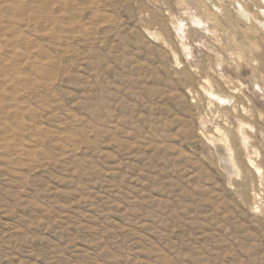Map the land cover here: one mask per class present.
I'll return each instance as SVG.
<instances>
[{"label":"rangeland","instance_id":"374dc122","mask_svg":"<svg viewBox=\"0 0 264 264\" xmlns=\"http://www.w3.org/2000/svg\"><path fill=\"white\" fill-rule=\"evenodd\" d=\"M0 264H264V0H0Z\"/></svg>","mask_w":264,"mask_h":264},{"label":"bare ground","instance_id":"6f19581e","mask_svg":"<svg viewBox=\"0 0 264 264\" xmlns=\"http://www.w3.org/2000/svg\"><path fill=\"white\" fill-rule=\"evenodd\" d=\"M224 161V160H223ZM225 163V162H224Z\"/></svg>","mask_w":264,"mask_h":264}]
</instances>
